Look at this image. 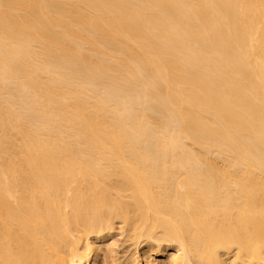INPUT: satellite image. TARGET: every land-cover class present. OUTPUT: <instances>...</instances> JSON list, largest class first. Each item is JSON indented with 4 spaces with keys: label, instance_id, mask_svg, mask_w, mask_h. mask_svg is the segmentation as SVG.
<instances>
[{
    "label": "bare ground",
    "instance_id": "6f19581e",
    "mask_svg": "<svg viewBox=\"0 0 264 264\" xmlns=\"http://www.w3.org/2000/svg\"><path fill=\"white\" fill-rule=\"evenodd\" d=\"M0 264H264V0H0Z\"/></svg>",
    "mask_w": 264,
    "mask_h": 264
}]
</instances>
